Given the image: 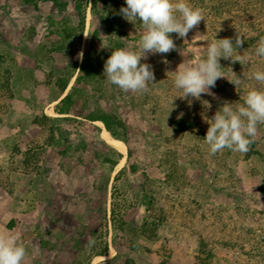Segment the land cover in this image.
I'll return each instance as SVG.
<instances>
[{
	"label": "rangeland",
	"instance_id": "1",
	"mask_svg": "<svg viewBox=\"0 0 264 264\" xmlns=\"http://www.w3.org/2000/svg\"><path fill=\"white\" fill-rule=\"evenodd\" d=\"M119 25L118 32L103 30L95 0H0V235L21 237L24 264H70L79 255L106 264L116 253L133 264H264V140L257 134L247 154L225 149L212 156L204 139L224 103L237 110L253 86L240 72L237 89L221 78L213 95L177 97L176 71L206 57L218 33L205 19L185 38L171 34L178 50L141 60L155 76L148 91L125 93L108 82L104 65L114 50L139 52L145 27L122 15ZM91 39L95 76L80 86L86 106L76 100L70 115L54 116L49 102ZM89 112L125 124L130 158L126 145L120 163L123 154L103 144L96 132L102 122L77 116ZM41 114L60 120L41 127ZM51 128L61 140L69 133L64 157L45 147ZM96 151L118 158L112 172ZM107 175L104 211L93 188Z\"/></svg>",
	"mask_w": 264,
	"mask_h": 264
},
{
	"label": "clouds",
	"instance_id": "2",
	"mask_svg": "<svg viewBox=\"0 0 264 264\" xmlns=\"http://www.w3.org/2000/svg\"><path fill=\"white\" fill-rule=\"evenodd\" d=\"M125 3L126 7H121L120 14L130 23L140 21L145 27V34L140 41L139 52L123 48L112 52L105 62L104 76L125 93L146 92L155 76L152 66L141 63V60H146L149 54L166 55L178 50L171 34L175 33L179 38L187 37L205 20L204 10L191 6L188 0H125ZM243 43L239 34L234 43L232 38H215L210 42L206 57L176 71L174 85L182 91V95L177 97L198 100L202 94L213 95L211 89L221 78H226L236 89L241 86L244 79L232 70L233 78L229 79L220 61L246 63L248 58L237 52ZM255 54L264 58V38L258 41ZM78 55L82 60L83 52ZM163 62L167 63V60ZM253 78L264 85V71L255 72ZM208 123L210 126L204 139L209 146V155L214 156L225 149L247 154L257 137L258 126L264 125V90H250L244 105L237 110H233L230 103H224ZM26 256L27 248L19 235H0V264H24Z\"/></svg>",
	"mask_w": 264,
	"mask_h": 264
},
{
	"label": "trees",
	"instance_id": "3",
	"mask_svg": "<svg viewBox=\"0 0 264 264\" xmlns=\"http://www.w3.org/2000/svg\"><path fill=\"white\" fill-rule=\"evenodd\" d=\"M97 4H99V17L101 20L102 28L104 31L108 33L118 32L119 25V17H120V5L116 0H95ZM81 4L78 1L76 4L77 12L81 13ZM191 6L198 7L204 10V17L206 19L207 26H210L211 29L218 31L213 35L217 39L222 38H232L233 43L235 42L236 36L239 34L241 38L244 40L242 47L237 49L238 54L244 55L248 58L246 63L240 64L239 62H232L231 60H224L221 59L220 63L221 66L224 68L223 71L228 76L233 70L236 74L242 72L245 78V84L253 86L250 90L259 89L261 90V86L256 83L253 78L255 72L259 71L260 68H264V58L258 57L255 58V48L257 43L260 39L264 38V0H191ZM82 32V30H81ZM94 39V38H93ZM91 39V46L83 55V59L78 66V59H75L71 64L73 70H71L67 77H66V86L70 82L71 78L73 77L75 71L76 76L74 78V83L71 86L68 93L64 96V98L60 99L58 103L55 105V112L57 114H64L69 115L71 114L72 107L74 106L76 100H83L82 96L86 92L83 88L81 89L80 86L85 83H91L94 78L93 71V64L94 60L91 57L92 49L94 48L93 43L94 40ZM81 41V33L78 36L77 43ZM264 71V69H263ZM247 74V75H246ZM226 84L228 83L227 79L225 80ZM254 85H252V84ZM80 88V89H79ZM66 87L63 91H65ZM62 91V92H63ZM248 91V92H249ZM61 92V93H62ZM77 93H81L77 96ZM56 98L54 100H58ZM83 104L85 101L83 100ZM86 106V104L84 105ZM40 116V117H39ZM84 120H94L100 121L105 125V129L110 132L117 134L122 137L125 145L127 146V158L131 157V145L128 141L126 127L125 124L120 121H109L108 117L105 115H101L98 113L89 112L86 115L83 113L77 115ZM37 123L43 127L45 120H51L58 122L60 119L58 117L49 119L46 115H37ZM63 120H69L68 117H64ZM57 128H55L56 130ZM197 125L195 122L191 121V132L197 131ZM54 129H50L51 135L48 137V143L45 147H52L54 152L57 153L59 156H63L66 154L68 148L71 147V144L67 140V135L64 140H61L64 136L60 134L58 137L54 136L53 133ZM59 131V130H57ZM258 136L261 140H264V125L258 126ZM258 138V140H260ZM105 146L110 148L112 152L115 153L117 157L120 156L114 149L109 147L106 143L103 142ZM255 144V143H253ZM95 159L98 163L108 164L109 165V172L113 171L117 165L118 158L117 157H108L99 151L95 152L94 155ZM122 171L119 172L121 174ZM145 180H149L146 178ZM150 181V180H149ZM154 182V181H151ZM109 185V175L104 177L98 184L94 186L93 189H97L99 192L100 201L99 204L104 210L106 205V194L107 188ZM144 196L146 199L150 198V195L146 192V188H144ZM105 211V210H104ZM110 213L112 216L115 215V206L112 204L110 208ZM146 226L145 224L141 226V232L143 235H147V230L144 229ZM145 235V236H146ZM42 248H44V243L40 240ZM103 254H106V249L103 250ZM90 256L86 258H82L80 255L77 256L70 264H89ZM54 264H57L55 262ZM106 264H133L131 258H125L124 260L120 259V255L116 253L112 259Z\"/></svg>",
	"mask_w": 264,
	"mask_h": 264
},
{
	"label": "bare ground",
	"instance_id": "4",
	"mask_svg": "<svg viewBox=\"0 0 264 264\" xmlns=\"http://www.w3.org/2000/svg\"><path fill=\"white\" fill-rule=\"evenodd\" d=\"M96 123H101L100 121H96ZM97 135L106 142L110 147L114 148L121 154H123V157L120 160V163L124 161V151L126 150L125 143L123 139L114 133L108 132L106 129L102 127L96 128ZM93 264V261L90 263Z\"/></svg>",
	"mask_w": 264,
	"mask_h": 264
},
{
	"label": "crops",
	"instance_id": "5",
	"mask_svg": "<svg viewBox=\"0 0 264 264\" xmlns=\"http://www.w3.org/2000/svg\"><path fill=\"white\" fill-rule=\"evenodd\" d=\"M80 65V63H78V66ZM74 75L76 76V71H75V73H74ZM74 75H73V77L71 78V80H70V82L68 83V85L67 86H65L66 87V89H65V91H63L61 94H59V96H57L56 98H59L58 100H51V102H49L50 104L52 103V104H54V109H55V105L58 103V101L60 100V99H62V98H64V96L67 94L66 92H67V90H68V88H69V86H70V83L72 82V80H74ZM55 98V99H56ZM50 104H48V105H50ZM47 107V106H46ZM45 107V108H46ZM54 109H52V112H53V114H54V116L55 115H59V116H65L64 114H57L56 112H55V110ZM45 110V109H44ZM70 115V114H69ZM50 116V115H49ZM90 121H93V122H95L96 123V121H94V120H90ZM105 129V128H104ZM99 137V136H98ZM121 137V136H120ZM100 138V137H99ZM122 138V137H121ZM105 142V141H104ZM125 143V142H124ZM108 145V144H107ZM109 146V145H108ZM110 147V146H109ZM112 148V147H111ZM112 149H114V148H112ZM115 150V149H114ZM114 256V255H113Z\"/></svg>",
	"mask_w": 264,
	"mask_h": 264
}]
</instances>
